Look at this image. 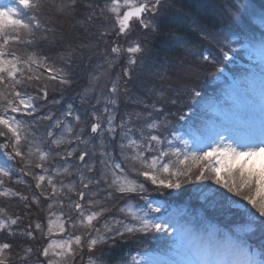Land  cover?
<instances>
[{"label": "snow or ice", "instance_id": "obj_1", "mask_svg": "<svg viewBox=\"0 0 264 264\" xmlns=\"http://www.w3.org/2000/svg\"><path fill=\"white\" fill-rule=\"evenodd\" d=\"M76 5L77 0H66L57 11L70 15ZM41 6V0H15L11 7L0 6L3 9L0 10V155L11 162L7 167H0V197L17 198L25 208L36 205L46 212V230L41 222L29 221L19 232L30 241L37 240V234L47 238L48 242L36 249L38 264H76V258L85 248L91 254L110 241L114 247L118 239L126 242L133 236L175 237L190 259L168 260L163 264H264V259L255 260L242 244L227 238L217 240L213 236L207 243L192 241L184 245L182 228L168 218H153L151 213H159L161 209L154 207L146 196L150 191L163 194L165 190H179L185 181L210 180L230 194L218 193L222 200L247 217L249 230H264V163L254 162L256 157L264 156V134L233 144L221 143L224 137L220 136L219 141L207 145V150L199 146L190 148L188 141L182 138L158 134L161 127L168 128L165 119L153 120L147 124V133L140 129V138H135L129 126L131 117L117 123L116 110L120 94L127 92V80L132 79V71L144 52L138 42L123 49L128 56L122 76L117 74L111 79L107 87L109 94L104 95L101 89L95 103H91L90 98L97 91L100 77L90 75L89 86L80 93V103L90 105L83 114L71 102H64L63 96L50 98V92H55L58 85L62 89L71 81L65 68L57 66L35 47L38 40L49 41L47 33L52 31L38 16ZM161 6L162 0H94L85 5L91 9L87 22L97 17V11L104 20L110 15L117 36H126L134 23L155 31L153 19ZM238 12L239 8L233 5L229 15L234 23L240 22ZM261 19L264 23V13ZM106 35L107 31L100 32L101 37ZM49 42H54V38ZM259 47L264 52V40ZM220 48L222 60L230 59L229 50L235 51L231 49V41ZM74 51L63 54L62 61L70 65ZM111 53L118 58L120 46L114 44ZM201 58L208 63H218L211 55ZM105 62L111 69L115 59L105 57ZM260 75L264 89V56ZM122 77L126 78L125 86L121 85ZM191 94L201 95L195 89ZM56 105L63 106L57 109ZM100 105L102 107H98ZM151 107L153 111H163L156 104ZM140 115L136 113L137 118ZM41 122L46 123L44 131L38 134L35 130ZM118 132L119 159L115 155L117 143H114ZM177 140L182 141V147L174 142ZM57 158L63 163H52ZM14 172L19 173V177L14 179ZM58 177L75 179L65 182L57 180ZM5 178L27 187L31 200L29 194L4 187ZM119 201L124 204L121 206ZM43 202H47L46 209L42 208ZM57 207L60 211L54 210ZM65 207L67 212L63 211ZM4 213L5 209L0 208V215ZM110 213L119 215H107ZM22 219L20 215L0 218V234L16 236L14 226ZM54 236L61 239L53 240ZM12 249L10 241H0V264H8ZM33 251L31 246L25 247L22 254L17 253V259L30 264ZM97 260L90 255L88 264H97ZM130 261L140 264L136 255L130 256Z\"/></svg>", "mask_w": 264, "mask_h": 264}, {"label": "rangeland", "instance_id": "obj_2", "mask_svg": "<svg viewBox=\"0 0 264 264\" xmlns=\"http://www.w3.org/2000/svg\"><path fill=\"white\" fill-rule=\"evenodd\" d=\"M56 2L55 0H53ZM15 2V0H14ZM47 2L46 4H53V2ZM78 4H81V0H78ZM90 2L94 3V0H90ZM8 6L11 7L14 5V3L11 0H0V6ZM49 5V7H50ZM163 6V7H162ZM161 7L164 8L160 13H163V16L165 14H169L170 16H178L180 11L174 7L173 0H169L168 2H164ZM85 11H91V9L86 8L84 6ZM223 9V8H222ZM0 10H3L2 7H0ZM223 13H225V9H223ZM243 10V9H242ZM72 13H75L72 12ZM176 13V14H175ZM97 14L99 15V12L97 11ZM110 16V15H109ZM250 16L252 19H255V14L253 12H250ZM95 20H98L97 17ZM80 21L76 22L77 28L80 30H86L88 28V31L86 35V32L83 33V35L89 36V40L85 43V38H83L82 34L80 33L82 40L78 42V44H83L82 48L80 49V46L77 52H74L73 55L77 56V60H73L72 64V81L74 83L81 82L80 85L74 84L63 86L62 89L64 91L77 93L79 91H83L86 87L89 86V77L90 75H96L99 76V80L96 83V89L97 91L94 92L95 96L97 93L102 89L104 95H108L107 87H110V81L111 79H115L117 74H121L122 76V69L127 65V56L128 54L123 51L124 48L129 46L133 41H136L138 34L136 33L137 30L135 27L137 26L135 23L133 24L132 30L126 35V36H120L119 39L114 41V37L116 34V31L113 30V22L112 25H110V30L107 31L108 35L101 37L100 34L94 33V26L91 25L90 27H84L79 28L81 23ZM259 26H262V23H258ZM92 27V28H91ZM140 30V27L138 28ZM107 30V29H106ZM93 31V33L91 32ZM80 32V31H79ZM94 34V35H93ZM141 38V36H138ZM173 38V37H172ZM116 39V38H115ZM115 45H119L121 48V55L118 58H115L113 54L111 53V47ZM173 41L175 44H177V40L173 38ZM223 40L220 39L218 42H222ZM85 43V44H84ZM109 44V45H108ZM246 45V44H245ZM143 47V46H142ZM146 45L144 48V52L139 56L138 58V64L135 66V68L132 71V79L127 80L126 86L127 89L130 90L131 95H134V98H130L129 100L124 101V98L128 97L126 94H130L127 92H121V106L123 109H137L139 108V103L136 102V97L144 94V98L147 99L148 103L151 105L149 108V111L147 115H140L138 118V121L135 122L131 127L133 129V135L135 138H140V129H143V125L146 121L152 122L153 120L157 121H163L165 118H161L158 116L153 117L154 111L152 110V105L156 104L157 106H161L163 110L169 111L167 122H168V128L165 130L163 127H161L159 135L163 137H179L182 138V140L188 141L189 147H202L204 150H207V145L212 144L213 141H219V137L223 136L224 139L221 143L223 144H233L234 141H240L242 139H246L248 136V126L252 123L250 114H249V108L252 106H260L262 110L264 109V89H262L261 86V75L260 70H256L259 68L255 67H245L246 65L239 66L241 68L249 69L247 70L246 78L248 80L247 84L244 85V81H241V87H245L249 90L248 97L245 96V93L242 90H239L238 83H232L230 87V92H226L227 89V79L229 80L228 75L223 71V69L215 68L214 72L207 75V79L200 82V73L196 69L183 67L181 68L176 63L169 64L165 60H161L162 58L160 56L154 58V60L150 59L148 57V54H152L150 52V49H146ZM247 51V54H245V58H250L251 63L255 62L256 58L261 59L262 56H264V53L260 52L258 49H256L254 46L249 45V47H244ZM40 52H42L44 49L40 48ZM155 54V52H154ZM72 55V56H73ZM126 57H125V56ZM248 56V57H247ZM105 57L113 58L115 59V63H113L111 69L108 68L107 63L105 62ZM261 57V58H260ZM148 59V61H147ZM142 61V63L140 62ZM160 61V62H159ZM171 62H174V60H170ZM159 64L157 65L156 63ZM149 63V64H148ZM148 65V66H147ZM160 65V68H158ZM89 67L91 69H89ZM160 69V70H156ZM189 71V72H188ZM102 72L105 73V75H100ZM93 73V74H92ZM185 80H193L192 82H185L184 85H182V82H178L176 80H172L171 75H173L175 78H178L179 75L182 77L183 74ZM170 74V77H169ZM248 74L250 77H248ZM218 75V77H216ZM74 77V79H73ZM221 79L225 78L226 82L222 81V86L219 84H215L213 87V90L218 92H225L223 96L226 97L224 102H220V105L216 103L219 101L220 98L211 96V93L206 95L205 90L209 89V85L215 83L217 80L214 79ZM123 83L121 82L122 86H125L124 82L126 78H123ZM222 80V79H221ZM200 82V83H199ZM199 83V84H198ZM84 84V87H83ZM169 84V88H166V92L161 94L160 89L165 85ZM178 84H181L182 86H177ZM198 84V85H197ZM209 84V85H208ZM197 85V87H193V89L198 90L200 92V96H194L191 94L193 89H190V87ZM230 85V84H229ZM57 89H60V86H57ZM151 91H153L152 95L150 94ZM254 92V94L252 93ZM211 96V97H209ZM250 96V97H249ZM119 97V101H120ZM132 97V96H131ZM95 100V97H94ZM175 100L176 103L173 104L171 101ZM92 103H95L93 101ZM129 104V106H127ZM132 105V106H131ZM182 105L184 112L182 114L176 115L174 112L177 110V108ZM102 107V105L98 106ZM130 107V108H129ZM125 112V111H124ZM137 113L138 110H137ZM148 116V117H147ZM183 116L184 118L181 119L180 117ZM232 117L240 118V122L242 124H245L243 128L241 129ZM235 123V124H234ZM237 126V127H236ZM235 132L233 138L231 136H227V133ZM119 134L117 133V137ZM118 140V138H117ZM177 143L178 146L182 147L183 143L181 140L174 141ZM117 143L115 155L116 158L119 159V147H118V141L114 142ZM164 147H167L164 145ZM56 151V149L54 150ZM6 160V158L4 157ZM174 160V158H173ZM7 161V160H6ZM255 163L261 164L264 163V156H259L255 158ZM99 166V165H98ZM173 166H176L175 164ZM223 175V173H222ZM64 177H59L57 180L62 179ZM75 179V177H65L64 180ZM67 180V181H68ZM66 181V182H67ZM207 180H203L196 182V186H200L199 188L193 189L194 191L191 192L189 195V198H197L200 202L204 203L206 210H222L225 212H228L224 207H227L231 205L229 202H226L221 199L220 195L218 193H224L226 196H230V194L224 192L223 189H220L218 185L211 184L208 187V184L206 183ZM207 186V188L205 187ZM172 193H180L179 190H168ZM159 193V192H158ZM231 199L238 200L239 198L231 197ZM153 206L154 207H160L161 211L159 213H151L153 218H168L171 222L177 223L183 230V244L187 245L191 243V237L195 235L202 236L197 242H208L210 237L215 236L217 240H224L225 238L231 240L233 243H240L244 247L245 245L251 247V244L249 242H246L245 239H242L240 237H234L228 233L222 234L221 231L212 225L211 223H208L205 219L201 218V212L199 210H196L194 215L191 214V212L185 210V209H179L175 205H169L165 206L159 200H155L154 198H151ZM137 201H133V203H136ZM142 203V201H140ZM243 204L244 202L241 201ZM119 204L122 206L124 204V201L119 202ZM250 208V206H248ZM231 208L237 209L234 205H231ZM112 213L108 214L109 216ZM230 214V213H229ZM44 213H41L40 216H43ZM116 215H119L118 213ZM231 215V214H230ZM123 218V217H121ZM247 218V217H245ZM226 220V219H224ZM103 221H101L102 223ZM44 226V224H42ZM47 227V225H46ZM45 227V228H46ZM238 232L242 233L241 237L247 236L249 238H259L262 234H264V230H260L258 228H254L252 230L246 229V226H237ZM53 240L59 241L61 239L60 236H54L52 237ZM264 243V240L262 241ZM177 245V248H171L175 250L183 251L182 253L176 254L175 252L172 253V250L165 249V247H171ZM247 249V247H245ZM248 250V249H247ZM249 252V251H248ZM257 261H260L258 259V252L254 249L249 252ZM15 253L11 251V255L9 259H12L15 257ZM136 255L140 259V264H149V262H156V264H163V262L168 260H176V261H185L187 259H190V257L184 252V247H182L180 244H178L175 241V237L168 238L166 236L160 237L159 239H153L152 237H145L142 242H137L135 249L133 253L130 255ZM130 256H126L125 261L128 262V264H131ZM88 258L84 257L82 259L76 260V264H88ZM16 264V262L11 263ZM33 264H38L37 261V254L33 259ZM125 264V262L123 263Z\"/></svg>", "mask_w": 264, "mask_h": 264}, {"label": "trees", "instance_id": "obj_3", "mask_svg": "<svg viewBox=\"0 0 264 264\" xmlns=\"http://www.w3.org/2000/svg\"><path fill=\"white\" fill-rule=\"evenodd\" d=\"M47 1H52L53 4L47 5V2H45V0H41L42 6L38 12V16L45 20L44 24L48 28L52 29V31L48 32L47 35L49 36V41L53 40L54 38V42L50 43L49 41L38 40V43L37 45H35V47H37L38 49L43 48L44 50L41 52V54L47 55L53 61H55L56 57L61 59V56L63 54H66L67 52L73 50H80L78 49L79 46L80 48L83 46V44H78V42L82 40L80 33L82 34L83 38H85L82 43H86L89 40L90 37L86 36L88 35L86 32L88 31V28L84 30V32H86V35H83V30H79L77 28L75 24L76 22L85 21V23H81V25L79 26V28L82 29L83 26L90 27L91 25H96L94 26V28L91 27L95 30L94 33H96V30L98 29H108V27H106V21L100 18L98 14V20L94 19L90 23L87 22V13L89 11H85L84 6L89 3L90 0H81V4L76 5L75 13H71L70 15H61L57 11L58 7L62 3L66 2V0H55L56 2H54L53 0ZM78 3L79 2L77 0V4ZM173 3L174 7L178 9L180 13L176 17L175 15L172 17L169 14H165L164 16H158L157 14L156 17L153 19V23L156 27V30H145L140 35L141 38L144 40L143 48L146 45V49H150L155 57L163 55L160 56L163 60L168 57L174 59V62L181 68L188 67L200 71L203 70L204 67L202 68L196 66L195 68L189 63H185V61H189L187 59L191 60V57L194 58V56L190 55V57L186 53L187 51L188 53L191 52L193 50V47L196 45L200 47L199 43L204 42V39L206 38L205 34H207V37L209 39H216L222 34L227 35L226 29L228 25L226 22L223 21L225 17L223 9L227 8V5H232V8L233 5L239 8L246 5H252L254 6V8H256L258 5H264V0H173ZM91 32L93 33V31ZM98 32L99 31H97V33ZM214 32L217 35L212 36L211 33ZM172 37L177 40V44H175ZM198 64L203 65V63ZM186 74L187 73L183 74L182 77L179 75L178 78H175L173 75H171V77L172 80L182 82V85H184L185 82H188V80H185V78H183ZM182 85L178 84L177 86ZM166 88H169V84H165L160 89V93H165L167 91ZM127 91L130 93L129 89ZM61 92L62 91H60V93ZM126 95L128 97H125L124 101L135 97L134 95H131V93ZM140 100L143 101V108L145 110H139V113H142V115H147L148 111L144 107V104L149 105V103L146 102L144 94L136 97V101ZM121 102L122 100L120 97L119 107L116 110L117 121H120L122 118H127L128 116H130L131 122L129 126L131 127L135 122L138 121V118L136 117V112L132 108L123 109L121 106ZM127 106H129V104H127ZM154 114L155 115H152L153 117L158 116L163 119H167L168 117V112L166 110H163L161 112L154 111ZM149 123L151 122L146 121L143 125V130L145 133H147V124ZM196 182L198 181L194 179L191 183L185 181L180 189V193L178 194L172 193L171 191L169 192L168 190H165L163 194H161L160 192L158 193L156 191H150L148 194L160 197L161 199L168 200L169 202H175L177 204L188 203L190 206L199 207L204 212H206V214L211 217L212 220H215L218 223L222 222V218L219 217L217 213L205 210L204 205L202 203H198L197 199L189 198L191 192L194 191L193 189L199 188L201 186H196ZM206 183L208 184V187L212 184L210 180H207ZM205 187L207 188V186ZM37 211L38 210L32 206L30 210H23L24 218L28 221H37L39 215ZM231 212L233 215H238V213H236L235 211ZM116 214L117 213H112L111 215ZM222 216L223 218L226 217V215L224 214ZM228 220L233 222V218H230ZM5 236L7 235L2 234L1 238H4ZM20 236L21 235L17 234V236L10 237L9 239V241L13 244V249L11 251L16 253L14 257V260L16 261L18 260L17 253L22 254V250L25 247L31 246L34 250L33 253L37 254L36 249L40 247L42 243V238L40 240L37 239L35 241H30L27 239L26 236ZM142 239L143 238L141 236L129 237L126 242H123L118 239L114 247L111 246L112 242L110 241L109 244L97 247L96 251L91 254L88 253L87 249L85 248L83 254L81 256H78L76 260L92 255L93 257L98 258L97 264H123L125 262L126 256H130L133 253L137 242H141Z\"/></svg>", "mask_w": 264, "mask_h": 264}]
</instances>
